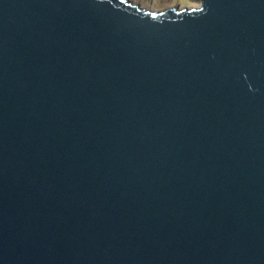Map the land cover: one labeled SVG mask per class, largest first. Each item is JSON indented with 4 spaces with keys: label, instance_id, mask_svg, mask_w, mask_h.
<instances>
[{
    "label": "water",
    "instance_id": "95a60500",
    "mask_svg": "<svg viewBox=\"0 0 264 264\" xmlns=\"http://www.w3.org/2000/svg\"><path fill=\"white\" fill-rule=\"evenodd\" d=\"M0 264H264V0H0Z\"/></svg>",
    "mask_w": 264,
    "mask_h": 264
},
{
    "label": "rangeland",
    "instance_id": "374dc122",
    "mask_svg": "<svg viewBox=\"0 0 264 264\" xmlns=\"http://www.w3.org/2000/svg\"><path fill=\"white\" fill-rule=\"evenodd\" d=\"M132 4H137L141 8L151 11H160L170 7L190 8L199 7L200 0H128Z\"/></svg>",
    "mask_w": 264,
    "mask_h": 264
}]
</instances>
